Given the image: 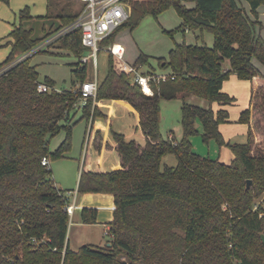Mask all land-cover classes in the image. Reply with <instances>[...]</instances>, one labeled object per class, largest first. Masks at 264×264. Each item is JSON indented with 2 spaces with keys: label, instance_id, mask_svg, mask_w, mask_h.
<instances>
[{
  "label": "trees",
  "instance_id": "16d2710c",
  "mask_svg": "<svg viewBox=\"0 0 264 264\" xmlns=\"http://www.w3.org/2000/svg\"><path fill=\"white\" fill-rule=\"evenodd\" d=\"M55 1L50 0V16ZM189 1L195 6L189 8ZM247 1L250 14L240 0H130L131 18L101 42L111 44L124 26H135L144 16H158L170 7L182 17L184 31L208 30L214 35L212 47L176 43L169 60H160L170 76L151 81L153 94L145 93L123 59L109 52L108 73L96 100L88 98L81 107L83 118L88 123L94 119L100 99L125 100L139 113L146 143L115 133L121 168L81 169L77 194H111L116 208L109 228L111 245L85 244L77 250L68 242L70 197L52 178L50 164L71 149L80 87L75 92L58 90L50 77L41 80L32 56L8 67L53 35L34 38L33 30L23 27L12 33V51L0 63V264H264V74L253 62L256 57L264 65V38L258 31L264 0ZM65 11L59 17L64 24L57 28L81 13ZM21 17H30L29 10ZM57 40L60 48L80 59L90 51L80 28ZM226 61L228 68L223 66ZM147 62L141 54L134 66ZM74 72L76 83L86 81V65L78 62ZM231 74L251 82L250 104L240 116L248 126L245 143L227 142L220 132V124L230 118L227 109L215 112L211 106L186 101L193 96L211 104L230 103L233 98L223 92V84ZM41 82L52 89L40 92ZM177 98L183 101V137L178 140L171 133L165 139L160 103ZM198 122L205 140L216 138L221 147L232 150L230 164L194 151L191 137L198 133ZM63 130L66 139L51 151V138ZM94 141L98 144L97 137ZM169 155L176 157V166L164 162ZM44 157L49 165H43ZM93 200L88 197L85 204H100ZM102 205L103 211H111V205ZM80 218L95 224L98 209L84 207Z\"/></svg>",
  "mask_w": 264,
  "mask_h": 264
},
{
  "label": "rangeland",
  "instance_id": "374dc122",
  "mask_svg": "<svg viewBox=\"0 0 264 264\" xmlns=\"http://www.w3.org/2000/svg\"><path fill=\"white\" fill-rule=\"evenodd\" d=\"M55 3L50 16V0H9V2L0 0V63L4 62L12 51L15 43V37L12 33L17 28L32 29L34 38H43L50 32L54 35L61 28L69 25L57 28L61 22L63 23V18L59 17L66 12L65 8L71 14H79L83 9V4L78 0H56ZM240 3L246 8L249 7L247 0H240ZM186 5L192 8L195 3L189 1L186 2ZM25 9L29 10L30 17L22 18L21 12ZM182 22V17L176 8L170 7L158 16L151 14L144 16L135 26L127 25L121 28L111 44L100 46L97 60V73L100 82L105 79L108 73L109 46L114 42L122 43L125 46L126 55L124 60L132 63H127L131 66L135 64L141 54L146 55L148 62L138 70L143 74H151L156 78L160 76L161 80L168 78L171 70L163 67L160 60H169L170 51L176 43H198L210 47L214 45L212 32L208 30L203 32L184 31ZM262 24V28H258V31L260 30L263 36L264 23ZM171 31L173 33H170ZM59 46H61V42L57 40L43 49L36 50L35 47L27 54L18 56L8 67L28 56H32V64L37 66L41 80L50 77L54 80L56 89H73L75 92L82 84V82L76 83L78 79L74 72L76 64L81 62V59L75 53ZM88 55V51L82 53V57ZM253 62L264 74V65L256 57ZM81 64L82 66L86 65V81L94 80L96 68L93 60ZM223 66L228 68L229 62H224ZM155 81L158 82V79ZM223 92L233 98V101L225 105L217 101L211 104L204 99L193 96L186 101L204 108L211 106L215 112L221 108L227 109L230 118L228 122L220 124V132L227 142L245 143L248 140V126L240 122V116L250 104L251 82L231 74L223 84ZM78 103L83 106L87 103V100L79 98ZM182 105L183 101L180 98L161 100V132L165 139L168 138L169 133H174L178 140L182 139ZM97 107L98 114L90 123L83 118L82 109H76L73 112L71 149L65 157L56 159L50 164L52 178L56 184L73 195L77 192L81 169L84 165L89 166L93 171L120 169V155L115 149V133L123 134L126 140H136L141 144L146 143V137L138 127V116L128 103L115 99H100L97 102ZM197 128L198 133L191 137L194 151L204 157L220 160L221 162H230L234 154L232 150L226 145L221 147L216 138L205 140L204 129L200 122L197 123ZM97 133L105 142V145H101L100 148L93 141ZM65 139L66 132L63 130L51 138L50 150L55 151ZM164 162L171 166L177 165V159L174 155L165 157ZM105 230L106 228L103 226L78 225L76 219L71 215L68 233L70 248L77 250L88 243L98 246L107 245L112 240V236L105 234Z\"/></svg>",
  "mask_w": 264,
  "mask_h": 264
},
{
  "label": "built area",
  "instance_id": "2783aa9c",
  "mask_svg": "<svg viewBox=\"0 0 264 264\" xmlns=\"http://www.w3.org/2000/svg\"><path fill=\"white\" fill-rule=\"evenodd\" d=\"M85 6L78 18L71 24L61 28L56 34L50 36L35 49H43L52 44L61 36L69 33L70 31L80 28L82 30L83 45L89 48V55L81 59V63L86 64L93 60L96 68V77L92 81H85L80 86V98L87 100L93 98L96 100L100 81L97 77V60L98 53L101 49V42L111 36L119 27L123 26L132 16V7L130 0H78ZM109 52L123 58L124 48L113 44L109 47ZM127 70L133 73L134 79L141 86L142 90L147 94H153L151 81L160 79V76L154 77L151 74H143L134 65L125 64ZM172 78H175L172 76ZM52 89L46 83H39L38 90L40 92H47ZM43 165H49V159L44 157L42 160ZM71 194V193H70ZM70 215L74 213V205L70 203L67 207ZM109 234V229L105 232ZM37 242V240L35 239Z\"/></svg>",
  "mask_w": 264,
  "mask_h": 264
},
{
  "label": "crops",
  "instance_id": "0c3cea01",
  "mask_svg": "<svg viewBox=\"0 0 264 264\" xmlns=\"http://www.w3.org/2000/svg\"><path fill=\"white\" fill-rule=\"evenodd\" d=\"M245 7V6H244ZM246 8V7H245ZM247 12L250 14V5L249 7L246 8ZM259 19L262 23H264V5H262L260 8H259ZM188 31V30H186ZM264 36V35H263ZM113 44H117L121 47L124 48V54H123V61L125 64L127 63H130L128 61H125V55H126V48L125 46L122 44V43H119V42H114ZM112 44V45H113ZM102 46V45H101ZM110 47V46H109ZM134 63V62H133ZM132 64V63H130ZM129 65V64H128ZM95 77H96V74H95ZM97 77L99 79V75L97 73ZM89 81V80H87ZM100 81V80H99ZM115 100H119V99H115ZM119 101H123V102H126L128 103L127 101L125 100H119ZM128 105L132 108V110L137 114L138 116V127H139V121H140V116H139V113L132 107V105L130 103H128ZM81 105L78 109H81ZM171 133H169L170 135ZM168 135V136H169ZM95 137L98 138V144L96 143V141H94V144L97 146V147H101V145H105V142L101 139V136L99 133H97L95 135ZM94 137V138H95ZM235 158L234 154H233V157L231 159L230 162H225V163H228L230 164L232 162V160ZM224 162V161H222ZM121 164V163H120ZM120 168H121V165H120ZM58 187H60L58 184H57ZM62 188V187H60ZM71 193V192H70ZM68 193L69 197H70V201H71V204L74 205V213H73V217L76 219V223L78 225H83L85 223H83L81 221V218H80V212L81 210L84 208V207H91V208H96L98 209V220H97V223L95 224H87V225H95V226H103L106 228L105 232L110 228V223L113 221V218H114V210L116 208L115 206V200H114V196L111 195V194H102V193H87V194H84V195H78L77 192L75 195H73L72 193L70 194ZM81 196V197H80ZM88 197H93V202L97 200V202L100 201V204L102 205L104 203V205H111V211H106V210H102V208L100 207V204L97 203V204H85V201L87 200ZM80 198V199H79ZM106 201H109V203H107ZM106 203V204H105ZM103 206V205H102ZM71 224V223H70ZM86 225V224H85ZM70 229V228H69ZM88 244H92V243H88ZM96 245V244H95ZM69 246H70V242H69ZM80 248V247H79Z\"/></svg>",
  "mask_w": 264,
  "mask_h": 264
},
{
  "label": "water",
  "instance_id": "95a60500",
  "mask_svg": "<svg viewBox=\"0 0 264 264\" xmlns=\"http://www.w3.org/2000/svg\"><path fill=\"white\" fill-rule=\"evenodd\" d=\"M251 184H252V180H248L247 181V188H249L251 186ZM261 236H262V239L264 241V234H262ZM108 245H111V244L109 243Z\"/></svg>",
  "mask_w": 264,
  "mask_h": 264
}]
</instances>
